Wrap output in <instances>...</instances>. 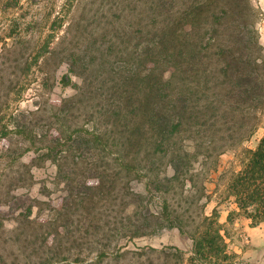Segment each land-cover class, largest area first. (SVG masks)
I'll return each mask as SVG.
<instances>
[{
  "label": "rangeland",
  "instance_id": "obj_1",
  "mask_svg": "<svg viewBox=\"0 0 264 264\" xmlns=\"http://www.w3.org/2000/svg\"><path fill=\"white\" fill-rule=\"evenodd\" d=\"M20 1L13 8L0 0V264L177 263L175 257L169 259L151 248L170 251L171 246H179L189 250L192 241L178 228H155L152 224L144 228L148 234L131 237L144 216L151 217L160 205L159 195L147 191L145 176L126 181L118 175L115 188L110 189L112 178H107L106 187L92 192L94 203L88 207L84 191L70 195L71 179L58 175L57 163L50 159L32 163L46 141L33 144L11 131L20 111L41 131H53L62 124L66 128L91 127L100 117L87 116L92 109L90 87H99L102 95H108L106 88L114 83L115 72L122 71L119 67L125 65L126 78L133 76L142 49L160 40L153 29L158 1L153 8L151 0ZM182 1L167 0L170 19L180 16L177 7ZM250 1L253 9L246 15L248 26L235 33L238 41L234 33L219 25V39L211 47L227 43L230 47H251V54L264 58V0ZM162 17L159 15L160 20ZM212 32L202 24L195 33L209 37ZM169 34L167 46L177 47L175 36ZM205 41L198 47L202 53L209 47ZM191 42L178 47L187 51L194 46ZM77 58L74 77L72 61ZM104 59L110 72L106 67L101 73L92 72ZM178 63L182 75L192 60L182 57ZM172 72L167 69L165 78ZM107 75L111 78L106 79ZM263 135L264 113L255 135L242 146H254ZM21 141L23 149L18 148ZM5 143L7 150L3 149ZM220 163V171L231 169L238 167V158L229 151ZM103 164L100 161L97 165L99 170ZM82 169L77 167L74 172ZM217 179L215 173L206 180L212 198L206 207L208 214L218 204L223 189L222 184L216 188ZM31 204L35 205L32 211ZM226 204L219 206L222 221H227L229 214ZM227 232L229 249L235 253L229 264H264V223L252 226L250 220L240 217L227 224Z\"/></svg>",
  "mask_w": 264,
  "mask_h": 264
},
{
  "label": "trees",
  "instance_id": "obj_2",
  "mask_svg": "<svg viewBox=\"0 0 264 264\" xmlns=\"http://www.w3.org/2000/svg\"><path fill=\"white\" fill-rule=\"evenodd\" d=\"M155 1L159 14L153 29L160 40L142 49L133 76L126 78L125 65L119 67L122 71L115 72L114 83L106 88L108 95L94 84L90 87L92 109L87 116L100 117L91 127L62 124L53 131H41L20 111L11 131L33 144L46 141L32 163L37 159L57 163L58 175L71 179L70 195L84 191L88 207L94 203L92 192L106 187L107 178H112L110 189L119 176L126 181L145 176L147 191L159 195L160 205L151 217L144 216L131 237L148 234L144 228L152 224L178 228L191 239L189 250L151 249L169 259L175 257V264H229L235 253L229 249L227 224L240 217L252 226L264 223V135L254 146H242L255 135L264 113V58L251 54V47L211 46L219 39V25L233 36L248 26L246 15L253 6L250 0H183L177 7L180 16L170 19L167 0H151L152 8ZM20 2L4 0L5 6L13 8ZM202 24L207 32L213 31L209 37L195 33ZM168 32L175 36L177 47L167 46ZM190 39L193 48L178 47ZM205 39L209 47L202 53L198 47ZM182 57L191 58L192 63L180 75ZM78 62V58L72 61L74 77ZM106 64L104 59L100 68H90L95 74L105 67L110 72ZM149 64L152 67L147 69ZM169 68L172 75L165 78ZM7 148L6 144L3 149ZM18 148H24L23 141ZM229 151L237 156L238 167L220 171V158ZM100 161L104 164L99 170ZM77 167H83L80 173L74 172ZM215 173L216 188L222 184L223 189L208 214L212 198L206 180ZM222 202H227V221L221 220ZM34 206L29 205V210Z\"/></svg>",
  "mask_w": 264,
  "mask_h": 264
}]
</instances>
